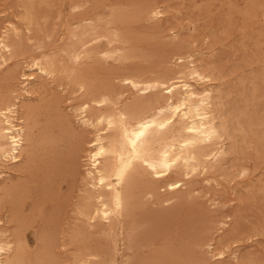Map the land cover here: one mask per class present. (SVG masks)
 <instances>
[{
    "label": "bare ground",
    "instance_id": "obj_1",
    "mask_svg": "<svg viewBox=\"0 0 264 264\" xmlns=\"http://www.w3.org/2000/svg\"><path fill=\"white\" fill-rule=\"evenodd\" d=\"M53 1L21 0L20 18L25 29L14 22L0 24V69L24 54L23 33L30 34L28 40L34 34L51 35L49 26L54 18L50 12L54 3L62 2ZM89 1H70L68 13ZM249 10L246 16L250 17ZM92 13L67 19L63 35L72 43L57 49L59 56H33L26 61L18 76L19 89L3 91L11 75L0 78V264H117L126 238L132 244L125 247L134 248L138 234L132 220L138 207L146 205L144 201L154 198L167 204L188 197L185 192L190 191L195 178L206 182L215 179L233 151L247 146L242 133H254V127L262 124L261 119L257 124L252 117L247 118V107L227 108L225 94L216 84L217 73L201 63L196 52L176 55L184 64H177L175 71L170 68L171 75L143 79L139 73L126 75L125 70L124 75L116 73L118 83H114L108 77L86 74L87 65L99 57L126 61L130 58L127 53L131 54L123 46L128 36L116 27L114 15L104 18ZM164 14L160 5L141 12L151 19ZM102 40L108 47L90 48ZM58 74L73 80L80 93V103L74 108L79 126L69 123L60 112V102L46 98L49 83ZM43 115L66 133L67 149L43 148L44 142L51 143L50 135L41 132ZM87 132L92 134L88 140ZM51 155L61 164V173L64 170L75 178L76 166L85 162L77 188L71 185L64 191L61 176L57 178L56 171L44 162ZM247 172L241 167V176ZM220 223L217 231L228 225L226 220ZM231 233L208 240L206 246L213 257L223 258L236 242L235 230ZM231 256L237 261L238 249L231 251Z\"/></svg>",
    "mask_w": 264,
    "mask_h": 264
},
{
    "label": "rangeland",
    "instance_id": "obj_2",
    "mask_svg": "<svg viewBox=\"0 0 264 264\" xmlns=\"http://www.w3.org/2000/svg\"><path fill=\"white\" fill-rule=\"evenodd\" d=\"M20 1L0 0V24L6 25L8 22H14L25 29L20 18L23 13V9L19 7ZM61 1L62 4L56 2L54 3L56 5L53 4V8L51 7L53 11L51 10L50 13L54 18L49 26L51 35L34 34L30 41L28 40V36L31 37L30 34L23 33L24 54L20 53L0 69V78L6 73L5 76L14 75V78L10 76L11 78L9 77L10 79L8 78V81L3 84V91H7L6 88L13 90L18 87L19 89L18 76L26 61H29L31 57L46 59L49 56L50 58L54 55L59 56L60 53L56 50H61L72 43L68 36L63 35L66 32L64 27L69 17H74V19L75 15L76 18L85 17L93 12V16L96 13L95 16L99 14L108 18L114 10V14L112 13L110 17L114 15L116 21L122 18L120 22H115V25L121 30L123 36L126 38L128 36L127 39L131 40L126 42L127 45L126 43L122 45L124 49H128L127 52L135 56L127 53L130 58L128 57L126 61L123 59L106 61L99 57L94 64L87 65L84 69L86 74L98 77V79L108 77L113 82L115 81L114 83H118L116 76L124 75L125 70L126 75L139 73L138 75H141L143 79L144 77L156 78L157 75L158 77L171 75L172 70L175 71L183 65L184 62H179L178 57L181 53L196 52L201 58L200 62L209 64L210 70L217 73L216 84L218 90L223 95H227H224V99L228 101L224 100L227 108H233L234 111L237 106L244 109L247 107L245 113L246 116L248 114L247 118L252 117L257 124L260 123L258 119L262 122L260 126L258 124L254 127V133H242L247 138L248 142L245 144L247 146L243 145L241 150L233 151L230 155V163L228 162L223 167V171L221 170L215 179L206 182L201 177L195 178L191 183L190 191L185 192L188 197L184 196L177 202L174 200L166 204L161 199L154 198L144 201V203L147 202L146 205L141 204L138 207L136 216L134 215L136 219L132 220L136 224L135 226L132 223L136 228L135 232L139 235L135 237L136 246L134 245V248L129 250L127 247L132 242L126 238L117 264H264V136H262L264 133V0H90L80 10L71 11V13H68V3L75 0ZM96 2H99L98 5ZM156 5L165 9L163 17L151 19L141 15V12ZM143 8L146 9L141 10ZM246 10L252 13L250 17L246 16L248 12ZM85 12L88 14L83 16ZM253 13H257L255 15L257 18H254ZM95 47L105 49L108 46L105 40H102L90 45V48ZM174 67L177 68L173 69ZM168 70L171 72L169 73ZM66 77L65 74H58L49 83L46 98L51 97L58 103L60 102L58 104L60 112L62 111L61 113L69 119L68 122L71 121L73 125L79 126L74 108L80 103L78 101L80 93L76 91L77 87H74L73 80L69 78L66 80ZM57 93L58 96H56ZM249 109L253 110V114L248 112ZM234 120L237 122L239 118L235 117ZM241 120L243 121V118ZM51 121L53 120L47 115L41 117V127L44 129L41 131L42 135H50L51 143H53L44 142L43 148L48 149L47 151L67 149L66 133ZM86 136L88 140L92 134L87 132ZM51 156L46 157L44 162L54 169L53 173L56 171L57 178L61 176L64 191H68L71 185L77 188L83 175L85 162L78 163L77 176L76 178L72 176V179L63 168L61 173V164L59 165L55 157ZM243 166L248 172L241 176L240 171ZM161 205L168 211H164L165 208L162 209ZM224 220L228 221V225L222 231L219 230L221 232L217 231L220 222ZM234 230L237 235L235 245L230 246L231 250L226 249L223 258L213 257L214 254H211L206 246L208 240H216L220 236L233 233ZM99 242L103 241L99 238ZM126 242H129L128 245ZM237 249L239 258L236 261L231 256V251Z\"/></svg>",
    "mask_w": 264,
    "mask_h": 264
}]
</instances>
